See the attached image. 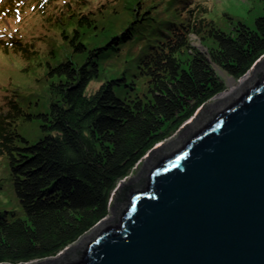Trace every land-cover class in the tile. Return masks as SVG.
I'll use <instances>...</instances> for the list:
<instances>
[{"label":"trees","instance_id":"trees-1","mask_svg":"<svg viewBox=\"0 0 264 264\" xmlns=\"http://www.w3.org/2000/svg\"><path fill=\"white\" fill-rule=\"evenodd\" d=\"M52 1L56 8L46 22L74 28L71 35L62 29L71 54L50 65L57 77L50 81L47 107L35 114L42 135L29 141L18 132V117L31 116L24 108H0V158L9 162L22 205L0 211V264L56 255L90 230L109 214L120 180L225 89L218 69L238 79L264 55V14L223 30L195 0H136L130 18L121 15L109 27L104 14L112 3L46 0L44 8ZM165 4L175 11L170 17L151 14ZM193 34L206 51L193 44ZM125 47L131 57L124 75L89 93L91 81ZM74 52L83 55L81 62L72 59ZM118 86L128 88L126 97Z\"/></svg>","mask_w":264,"mask_h":264},{"label":"water","instance_id":"water-1","mask_svg":"<svg viewBox=\"0 0 264 264\" xmlns=\"http://www.w3.org/2000/svg\"><path fill=\"white\" fill-rule=\"evenodd\" d=\"M253 66L175 144L149 150L78 250L19 264H264V58Z\"/></svg>","mask_w":264,"mask_h":264},{"label":"rangeland","instance_id":"rangeland-1","mask_svg":"<svg viewBox=\"0 0 264 264\" xmlns=\"http://www.w3.org/2000/svg\"><path fill=\"white\" fill-rule=\"evenodd\" d=\"M46 0H0V108H11L12 103L24 108L31 114L29 118L17 119L16 129L29 141L36 140L42 135L39 126L40 117L36 113L45 110L48 105L49 93L48 87L51 80H55L57 72L50 73V65H56L62 61L67 55L71 54V48L67 46L68 38L62 35V29L71 35L74 24L59 25L46 22V18L50 11L56 8V1H52L46 8L44 2ZM93 2H109L112 6L107 10L104 16L107 18L108 26L110 23L121 15L130 18V7L134 5L136 0H92ZM149 1V0H148ZM208 7V11L203 15L213 20L216 25L223 30H229L233 23L242 20L248 24L254 22L255 17L264 14V6L262 0H195ZM59 2V0H58ZM150 3V2H149ZM127 5V6H126ZM118 6V12L113 11V7ZM152 15L163 12L165 17H170L175 11L170 10L165 4L152 9ZM155 27L150 24L149 28ZM146 30V31H147ZM87 42V40H85ZM192 42L202 51H206V46L202 43L197 35H192ZM204 48H203V47ZM125 47L124 53L120 56L108 60L103 67L102 75L91 81L87 91L89 93L95 91L99 86L110 77H120L124 75L125 62L130 58V54ZM264 58V55L259 59ZM72 59L76 62L83 60L80 53L73 54ZM252 66L250 70H253ZM249 70V71H250ZM220 75L226 82L225 89L222 92L232 89V85L239 81L225 71L218 69ZM117 75V76H116ZM232 77V78H231ZM134 74L129 76L130 81L134 80ZM252 79V78H251ZM250 79V80H251ZM231 80L233 82H231ZM140 92H145V84L138 80ZM127 89L124 87H116L119 96L126 97ZM216 102V96L212 97L204 103L185 123L194 125L197 119H200ZM184 123V124H185ZM183 124V125H184ZM188 126V125H187ZM191 127V126H190ZM186 129L179 128L172 136L158 143L161 149H168L175 144L182 132ZM156 145V146H157ZM154 154L145 155L131 170L130 174L123 178L124 187L121 188L119 183L113 190L110 198V212L108 217H113L114 199L120 197L125 192L127 186L134 184L139 175L145 171L150 162V158ZM9 162L0 158V211L4 210H21L22 205L15 194L10 180ZM93 231V228L81 235L72 244L65 247L56 255L45 257H56L68 255L78 250L84 243L87 236ZM44 259V258H40ZM38 260V259H34ZM32 261V260H31Z\"/></svg>","mask_w":264,"mask_h":264},{"label":"bare ground","instance_id":"bare-ground-1","mask_svg":"<svg viewBox=\"0 0 264 264\" xmlns=\"http://www.w3.org/2000/svg\"><path fill=\"white\" fill-rule=\"evenodd\" d=\"M251 78H252V70L248 71L244 76L241 77V79H239L238 82L233 84L231 90H228V91H225V92L218 94L216 96V102L215 103H218V102L226 99L227 97H229L238 85H241L242 83H244L245 80H250ZM231 82H233V81L231 80Z\"/></svg>","mask_w":264,"mask_h":264}]
</instances>
